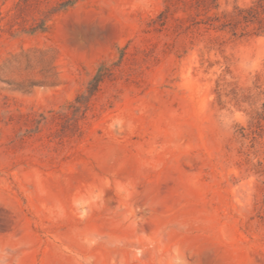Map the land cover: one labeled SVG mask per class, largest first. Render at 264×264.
Masks as SVG:
<instances>
[{"label":"rangeland","instance_id":"obj_1","mask_svg":"<svg viewBox=\"0 0 264 264\" xmlns=\"http://www.w3.org/2000/svg\"><path fill=\"white\" fill-rule=\"evenodd\" d=\"M0 264H264V0H0Z\"/></svg>","mask_w":264,"mask_h":264},{"label":"trees","instance_id":"obj_2","mask_svg":"<svg viewBox=\"0 0 264 264\" xmlns=\"http://www.w3.org/2000/svg\"><path fill=\"white\" fill-rule=\"evenodd\" d=\"M98 83H99V78L98 77H96L95 79H94V86H97L98 85ZM90 87H89V89H88V92L89 93H91V83H90V85H89Z\"/></svg>","mask_w":264,"mask_h":264}]
</instances>
